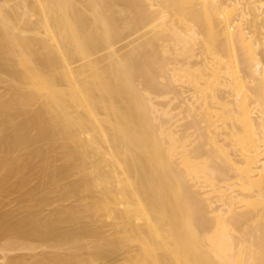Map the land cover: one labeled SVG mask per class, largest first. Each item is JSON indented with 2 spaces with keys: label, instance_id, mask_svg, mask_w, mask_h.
I'll return each mask as SVG.
<instances>
[{
  "label": "bare ground",
  "instance_id": "bare-ground-1",
  "mask_svg": "<svg viewBox=\"0 0 264 264\" xmlns=\"http://www.w3.org/2000/svg\"><path fill=\"white\" fill-rule=\"evenodd\" d=\"M0 259L264 264V0H0Z\"/></svg>",
  "mask_w": 264,
  "mask_h": 264
},
{
  "label": "rangeland",
  "instance_id": "rangeland-1",
  "mask_svg": "<svg viewBox=\"0 0 264 264\" xmlns=\"http://www.w3.org/2000/svg\"><path fill=\"white\" fill-rule=\"evenodd\" d=\"M227 99H229V100H231V101H234V99H232V97H229V98H227ZM237 99H240V96H238ZM224 100L226 101V99H224ZM227 102H229V101H227ZM229 105H231V104H229ZM234 106H235V105H234ZM234 106H233V107H234ZM221 113H222V112H221ZM221 113H220V114H221ZM225 114H226V113H225ZM242 114H244L245 116H247V114H245L244 112H242ZM228 115H229V114H228ZM228 115H227V116H228ZM244 115L242 116L241 121H242V119L244 120V118H245ZM223 116H224V114H223ZM224 117H225V116H224ZM231 117H232V116H231ZM220 120H221V119H220ZM220 120H219V121H220ZM223 120H225V119H223ZM226 120H227V119H226ZM228 120H229L230 122L232 121V119H229V116H228ZM245 120H246V118H245ZM229 121H227V122H229ZM224 122H225V121H224ZM227 122H225V123H223V124H226V125H227V124H228V125L231 124V125H232L233 122L235 123L234 119H233V122H232V123H227ZM236 122H237V120H236ZM238 122H239V121H238ZM242 122H243V121H242ZM244 122H245V121H244ZM218 123H219V122H218ZM234 123H233V124H234ZM244 124H245V123H244ZM226 125H225V126H226ZM228 125H227V127H228ZM238 125H243V124L239 122ZM219 126H222V125H220V123H219ZM229 126H230V125H229ZM234 126H235V125H234ZM217 127H218V126H217ZM227 127H224V126H223L222 128H223V129H224V128L227 129ZM235 127H236V126H235ZM244 127H245V126H242V128H240V127H238V128L242 130V133L246 132V133H248V134L250 135V133H249L248 131H244V130H243V129H245ZM220 128H221V127H219V129H220ZM214 129L217 130V132L214 131V133H211V134H213V136L217 137V139H219V137H220V138L222 137V138H223V139H222V142L225 141L226 143H229V142H227V141H229V140H228V139H225V140H224V137H225V136L223 137L222 135H223V134L226 135L227 133H228V135H229L230 130L227 131V130H228V129H227L225 132L222 130V132H224V133H222V132H220L219 129H216V128H214ZM219 132L222 133V135H221ZM216 133H217V134H216ZM218 133L220 134V136L218 135ZM225 133H226V134H225ZM246 133H244L243 135H245ZM214 134H215V135H214ZM248 134H247V135H248ZM217 135H218V136H217ZM247 135H245V136H247ZM249 135H248L247 139H249ZM250 136H251V135H250ZM215 137H214V138H215ZM226 138H230V137H229V136H228V137L226 136ZM245 138H246V137H245ZM219 140L221 141V139H219ZM226 140H227V141H226ZM248 141H249V140H248ZM249 142H250V141H249ZM229 144H230V143H229ZM248 146L250 147V143L248 144ZM223 147H224V146H223ZM225 147H227V146H225ZM229 147H230V145H229ZM250 148H251V147H250ZM228 149H229V148H228ZM224 150H226V148H225ZM250 150H251V149H250ZM226 151H227V150H226ZM229 151H232V149H231V150L229 149ZM229 151H228V152H229ZM248 151H249V150H248ZM248 151H247V153H248ZM252 151L254 152L253 148H252ZM252 151H250L249 154H250ZM249 154H248L247 156H248V157H251L252 159H253V157H254V158L256 157V156H254V155H253V156H249ZM251 154H253V153H251ZM251 154H250V155H251ZM259 155H260V154H259ZM259 155H258V156H259ZM251 158H250V160H252ZM238 160L240 161L239 163L241 164V162H243V160H245V159H244V158H243V159H240V158H239ZM246 161L248 162L247 159H246ZM244 162H245V161H244ZM244 162L242 163V165H241L240 167L243 166L244 168L242 167V169L245 170V167L247 168L248 165L245 164L246 162H245V163H244ZM244 164L247 165V166H245ZM248 164H249V162H248ZM250 164H251V163H250ZM238 171H239V170H238ZM238 171H237V172H238ZM243 172H244V171H243ZM240 173H241V171H240ZM237 174H238V173H237ZM242 174H243V173H242ZM243 175H244V174H243ZM238 176L240 177V174H239ZM238 176H236V177H238ZM255 177L258 178V175L255 176ZM252 178H253V177H252ZM252 178H251V179H252ZM259 178H261V177H259ZM255 179H256V178H255ZM253 180H254V178H253ZM256 180H257V179H256ZM259 180H260V179H259ZM259 180H257L256 182H258ZM254 184H255V181H254ZM252 185H253V184H252ZM254 187H255V186H254ZM256 187H257V186H256ZM232 188H233V187H232ZM255 189H256V188H255ZM224 191H226V190H222L223 193H224ZM229 191H230V190H229ZM251 192H252V190H251ZM256 193H257V191H255V193H254V191H253L252 193H248V194H251V195H254L255 197H258V196H256ZM227 194H228V191H226V193H225L224 195L227 197ZM229 194H230V192H229ZM258 198H259V197H258ZM258 198H257V199L254 198V199H255L254 201L256 202L257 200H259V201H257V203H258V202H259V203H262V202H260L261 199H260V198L258 199ZM252 199H253V197H252ZM252 199L250 198L249 200H252ZM249 200H247V201H249ZM247 201H246V202H247ZM252 202H253V200H252ZM252 202H250L251 205H252ZM235 203H236V202H235ZM239 203H240V202H238V204H239ZM241 203H242L243 205L245 204V203H243V202H241ZM241 203H240V204H241ZM250 203H247V204H246V205H247V208H249ZM238 204H237V205H238ZM240 204H239V205H240ZM242 204H241V206H242ZM248 204H249V205H248ZM262 204H263V203H262ZM233 205H235V204H233ZM237 205H235V206H237ZM253 206L255 207L254 202H253ZM256 206H257L258 209H260V207H259L260 205H256ZM250 207H251V206H250ZM254 207H253V209H252V207H251V209H252L253 211H257L258 209L255 207V208H256V210H255ZM242 208H246V206L244 205V207H242ZM254 222H255V221H254ZM254 225H255V224H254ZM235 236H238V235L235 234ZM17 253H18V254H24V255H25V254H27V253H29V252L26 251V250H19V251H16V252H15V254H17ZM9 254H10V253H9ZM11 255H14L13 252H12ZM1 261H2V263L4 264L5 261L0 259V262H1Z\"/></svg>",
  "mask_w": 264,
  "mask_h": 264
}]
</instances>
